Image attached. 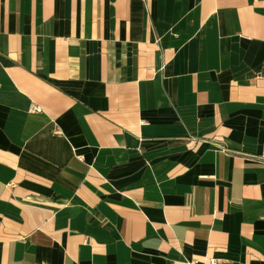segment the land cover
<instances>
[{"label": "crops", "instance_id": "0c3cea01", "mask_svg": "<svg viewBox=\"0 0 264 264\" xmlns=\"http://www.w3.org/2000/svg\"><path fill=\"white\" fill-rule=\"evenodd\" d=\"M211 258L264 264V0H0V264Z\"/></svg>", "mask_w": 264, "mask_h": 264}, {"label": "built area", "instance_id": "2783aa9c", "mask_svg": "<svg viewBox=\"0 0 264 264\" xmlns=\"http://www.w3.org/2000/svg\"><path fill=\"white\" fill-rule=\"evenodd\" d=\"M30 109H31V111H34V112H41L42 111V108L39 105L35 104V103H33L31 105ZM193 264H197V262L194 261ZM210 264H218V260L215 259V258H211L210 259Z\"/></svg>", "mask_w": 264, "mask_h": 264}]
</instances>
